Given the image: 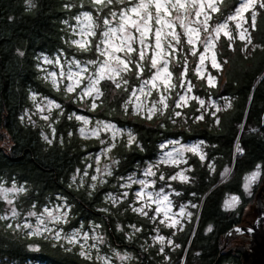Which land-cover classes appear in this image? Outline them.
<instances>
[{
	"label": "trees",
	"instance_id": "trees-1",
	"mask_svg": "<svg viewBox=\"0 0 264 264\" xmlns=\"http://www.w3.org/2000/svg\"><path fill=\"white\" fill-rule=\"evenodd\" d=\"M230 1L222 3L225 10ZM84 7L103 13L108 9L93 0H0V142L6 143L0 144V180L28 185L27 193L17 201L21 210L32 205L40 208L58 193L68 196L72 207L66 229L93 220L100 222L111 244L135 251L137 264H240L231 253L220 252L227 232L242 222L244 209L253 201V194L244 191L246 175L258 166L264 170V7L255 20L252 46L245 48L240 41L232 45L222 37L219 58L224 66L217 84L209 85L205 77L194 72L193 63H189L192 53L180 52L174 57L172 90L182 83V68L187 66L196 98L220 100L218 110L198 116L195 98L188 106L175 108L172 97L171 105L153 118L133 114L127 107L131 88L139 81L134 76L131 83L120 87L104 80L99 97L84 103L64 90L54 89L39 76L41 52L53 54L65 49L82 58L93 56L92 51L73 48L67 42L64 20ZM32 90L50 94L63 103V116L55 124L51 143L38 124L21 117L31 105ZM74 111L113 121L134 132L135 143L122 142L115 147L117 177L156 160L166 141L205 144L204 159L193 155L188 162L189 180L173 183L178 200L201 207L180 230L164 229L173 238L170 245L159 247L151 242L155 230L152 220L128 201L107 202L108 185L92 192L73 186L71 175L94 150L84 149L78 138L79 123L69 117ZM230 195L238 196L240 202L236 208L225 210ZM4 206L0 199V264H104L96 254L82 256L77 247L21 232L4 219ZM118 224H134L140 231L127 243L125 233L117 231Z\"/></svg>",
	"mask_w": 264,
	"mask_h": 264
},
{
	"label": "rangeland",
	"instance_id": "rangeland-1",
	"mask_svg": "<svg viewBox=\"0 0 264 264\" xmlns=\"http://www.w3.org/2000/svg\"><path fill=\"white\" fill-rule=\"evenodd\" d=\"M32 1L33 0H28L29 3ZM132 2L135 3V0H132ZM204 2L207 3V0H204ZM223 2L224 0H215V6L219 9L217 12H212L207 8L205 9L207 15L211 17L206 26L202 24L204 20L203 14L199 18L195 16L197 8L193 7L190 0H188L187 4V13L183 11L177 13L173 10L170 19L174 23V31L179 35L180 42L177 44L171 41L170 37L166 41V44L168 42L172 43L175 49V51H171L165 47V51H171V55L167 57L168 71L172 74L171 80L169 81L170 85H174V73L171 69V65L174 57L180 52H185L186 54L192 53L194 55L189 63H193L194 72L197 73L200 78L205 77L209 85H215L219 82V79L222 77L221 73L224 66L219 58V49L221 48L222 37H226L223 31H221L219 36L216 35L214 29L219 24H228L227 31L231 32L232 39L226 38L232 45L235 44L236 41H240L245 43V48L252 46V35L254 32V28L252 27L253 13L255 14L256 20V17L261 11L260 4L264 3L263 0H257L255 7L250 8L243 14L248 23H243L242 27L239 29L236 27L238 21L228 20L227 18L234 15L236 7L246 2V0H231L227 10L222 7ZM130 6L129 0H123V3L119 2V0H114L111 5H107L108 9L104 13L100 10L96 12L84 7L79 13L75 14V16L65 19V30L68 31L67 42L71 44L73 48L76 46V48L84 50L74 42L81 40L89 41L90 43L87 47V51H92L94 54L93 56L82 58L65 49L56 51L53 54L41 52L38 63L40 71L39 76L45 81L50 82L54 89L64 90L66 93H69L71 97L74 95L73 98L75 100H81L84 103L89 98L93 101L97 99L99 95L95 93L92 96L83 94L89 79L94 78L100 62L104 59L96 49V45L103 39V31L109 26H118V15L114 18L111 16V12L119 14L121 9ZM85 12L92 15V23L84 19L83 14ZM177 15L183 18L185 26L200 29L199 40H196L194 44L188 43V35L185 28L180 26V21L176 19ZM105 18L111 21L110 25H105L103 23ZM154 27L158 26L154 25ZM245 28L248 29V32L245 34L246 39L241 40L239 38V33ZM165 31L169 30L165 29ZM90 32H95V35H89ZM249 39L251 41L250 43ZM205 41L212 42L207 49L205 47ZM147 42L150 45H154V37L151 34ZM133 47L139 49L140 45L134 42ZM152 51V48L146 50V58L144 61H139L138 55L135 52L132 53L131 59L133 63L129 65L131 70L122 73V79L117 78L120 84H123L125 80L127 81L126 84L131 83V76L139 80L138 83H135L131 88L126 103L127 107L132 109L133 114L149 117L150 110H152L151 118H153L157 116V113L164 111L171 105L170 101L172 97L175 99V108L188 106L195 98L197 104L195 111H198V116H203L209 111L215 113L218 110L219 106H221L220 100L216 98L207 99L199 96L196 98L192 81L187 77V66L185 69L182 68V73L184 75L182 83L176 86L174 90H172L173 87H170L166 91L160 81H157V86L155 88H153L151 84L144 85L143 82L145 80H150L152 75L157 71L150 66L149 58L152 55ZM120 55L123 54L121 53ZM201 55L205 57L203 64H201L200 61ZM186 57L190 59L188 55H186ZM213 57H215L216 62L220 65L219 68L213 67ZM91 61H95L96 63H90ZM137 62L141 63L143 66L142 74L140 70L135 67ZM160 67H163V65L161 64ZM84 68H86L87 71L82 72L83 80L79 87H75L74 91H68V86L73 85L75 80V76L72 74L80 72L81 69ZM52 73L55 75H50ZM210 77L212 78L211 82L209 80ZM104 80L98 85L99 91ZM141 87L144 88L143 93L140 91ZM174 91H176V94L173 93ZM181 97H183V99H181ZM162 99L163 103H161ZM50 101L53 103H50ZM201 101H203V104H201ZM57 104L59 107L55 106ZM138 105L139 107H137ZM153 105H155L154 110ZM63 112V103L59 101L58 98L45 92L32 90L31 105L24 109L21 117L23 120L38 124L43 130V136L47 137V141H51L55 137V124L63 116ZM77 116L86 117L89 122L85 124L83 121L76 119ZM69 117L76 119L79 123L77 136L82 141L84 149L89 147H92V149L94 148V150H91L85 156L84 165L75 170L71 175L73 186L75 185L77 188H84L92 192L99 186L108 185L109 191L105 194L107 202L128 201L129 205L138 213H141L139 209L143 208L144 212L147 213L146 216L150 217L155 228L151 242L158 244L159 247L170 245L173 238L170 234L164 232V229H171L173 232L180 230L185 221L191 219L195 214V210L197 208L199 210L201 207L196 204H191L190 202L178 200L177 197L179 194L173 183L185 181H182L179 177L177 179H171V177L183 173L189 180L190 168L188 162L193 155H198L199 157L203 156L204 159L205 144L202 141H183L181 139L166 141L161 144V152L156 160L140 165L138 170L124 177H117L115 175V169L118 163V155L115 151V147L122 142L127 143V145L135 143L136 136L134 132L130 128L118 126L113 121L93 115L90 116L78 111L70 113ZM98 122L101 123L98 124ZM105 124L114 125L115 127L114 129H107L104 127ZM82 128L84 129L83 133L80 131ZM94 129H97L95 133L93 132ZM129 133L134 137L131 144H129ZM0 144L6 145V143L3 142H0ZM193 146H197V151L194 152L190 150ZM237 150L239 149L237 148ZM149 170H151L150 173ZM254 172H258L259 175L253 183L248 184L246 177L251 176ZM168 173L171 174L169 175ZM93 177H95V179H93ZM161 177H163V179H161ZM246 177L244 181L245 194H253L254 198L252 203L244 209L243 220L244 224H253L259 215L257 209L258 193L254 190L258 189L259 191L261 186L264 185V170L261 166H258V168L249 172ZM139 181H144V184H140ZM245 185H248V187L246 188ZM0 188L17 189V191H9L6 194L0 192V199L5 204L3 210L4 219L8 220L21 232L47 237L65 247H77L86 255L96 254L104 264H137L138 258L135 251L128 247H119L111 244L100 222L93 220L89 221L87 225L83 223L75 228L66 229L65 226L68 222V215L72 207L68 196L58 193L49 197L48 202L40 208L32 205L25 210H21V208L17 206V201L22 195L27 193L28 185L2 178L0 180ZM19 189H23V191H19ZM137 192H140L142 195L138 197L136 195ZM149 194H151V199H149ZM165 195L168 196L170 204L168 202L158 204L157 200L162 199ZM233 196L236 195L228 196L225 202L231 200ZM9 200H11L12 203H8ZM157 207L161 208L160 212H156ZM181 209H183V213H181ZM165 210H167V216H165ZM49 212L52 214L51 216L48 215ZM29 213H35V215H29ZM41 220L44 221L43 224L40 223ZM26 224L29 225V227H24ZM37 229H39L38 234H36ZM117 231L125 233L126 240L128 241L127 243H129L133 241L135 235L140 231V228L134 224L128 226L118 224ZM57 233L60 235L59 239H57ZM73 233H77L78 235L74 237V243H69V238L73 236ZM161 237H163V240L160 239ZM140 245L142 246L143 244ZM31 246L37 247L38 245ZM28 264L41 263L29 262Z\"/></svg>",
	"mask_w": 264,
	"mask_h": 264
},
{
	"label": "snow or ice",
	"instance_id": "snow-or-ice-1",
	"mask_svg": "<svg viewBox=\"0 0 264 264\" xmlns=\"http://www.w3.org/2000/svg\"><path fill=\"white\" fill-rule=\"evenodd\" d=\"M114 2V0H93V3L101 6L106 7L107 5H111ZM119 2L123 3V0H119ZM191 4L194 8H197L195 11V16L199 18L202 14L204 15V20L202 21L203 25H207L209 19L211 18L209 15H207L205 9H210L212 12H217L219 9L215 6V0H207V3L204 2V0H190ZM257 3V0H246V2L239 4L235 9V14L229 16L227 19L232 21H238L236 24L237 29L242 27L243 23H248L247 19L244 17V13L247 12L250 8L255 7ZM130 7H125L121 9L119 14L116 12H111V16L116 18L118 15V26L112 27L109 26L105 31L102 32L103 39L100 41L99 44L96 45V49L99 51L100 55L104 57V59L100 62L99 68L97 73L95 74L94 78L89 79V82L87 86L84 89L83 94L87 96H92L94 93L96 95H100V91L98 88V85L100 82L104 79L112 80L116 87H120V83L118 82L117 78L122 79V73L130 71L129 65L133 63L131 59L132 53H136L139 57V61H144L146 58V50L148 48H152V55L149 58L150 59V66L153 69H156L157 71L152 75L150 80H145L143 82L144 85L151 84L153 88L157 86V81H160L164 89L167 91L170 87H174V85H170L169 81L171 80V72L168 71V59L171 55V51H175L173 48L172 43L168 42L166 44V41L168 38H171V41H174L175 43L180 42V37L178 34L174 31V23L170 19L172 16L173 10H175L177 13L183 11L184 13L188 12V0H135V3L132 2V0H129ZM260 7H264V3L260 4ZM84 19L89 21L90 23L93 22V17L90 13L85 12L83 14ZM176 19L180 21V26L185 28V31L188 35V43L194 44L196 40H199V31L200 29L194 28V27H187L184 25L183 18L180 15L176 16ZM199 22V21H198ZM103 23L105 25H110L111 21L107 18L103 20ZM154 25L158 27H154ZM252 27H255V14L253 13L252 18ZM165 29H168L169 31H165ZM228 24L222 23L219 24L215 29V33L217 36L221 33V31L224 32V35L228 37V39H232V34L230 31H227ZM206 30V28H205ZM248 32V29L245 28L243 31L239 33V38L241 40L246 39L245 34ZM138 34V35H137ZM152 35L154 37V45L148 44V37L149 35ZM89 35L94 36L95 32H90ZM138 43L140 45L139 49H136L133 47V43ZM249 39V43H250ZM79 47H81L84 50H87V47L89 45V41H75ZM211 41H205V47H209L211 45ZM103 46V47H102ZM165 47L170 49L171 51H165ZM123 55H120V54ZM23 55V53H21ZM204 55L200 56L201 64L204 62ZM90 63H96L95 61H91ZM213 67L219 68L220 65L216 62L215 57H213ZM163 65V67H160V65ZM135 67L140 70V73L143 72V66L141 63L137 62ZM87 69H81L80 72H77L75 74H72L75 76L74 84L69 85L67 90L68 91H74L75 87H79L81 84L83 77L82 72H86ZM50 75H55L54 73ZM71 78V76H70ZM211 77L209 78L211 82ZM124 83L126 84L127 81L125 80ZM140 91L143 93L144 88L141 87ZM135 94V93H133ZM183 99V97H181ZM50 103H53L50 101ZM161 103H163V99L161 100ZM201 104H203V101H201ZM56 107H59V105H55ZM93 107H95V104H93ZM139 107V105L137 106ZM155 109V105H153V110ZM151 111L149 114V118H151ZM71 118V117H70ZM202 118V117H201ZM76 119L83 121L85 124H87L89 121L86 117L77 116ZM101 122H98V124ZM105 128L107 129H114V125L105 124ZM81 133L84 132V129L82 128ZM97 129H94L93 132L95 133ZM47 139V137H45ZM134 140V137L129 133V144H131ZM49 143L51 141L49 140ZM191 151H197V146H193ZM201 159H203V156H201ZM151 170H149L150 173ZM227 169L225 170V174H227ZM259 173L254 172L251 176L246 177L248 184L253 183ZM180 178L182 181L187 182L188 177L184 176L183 173H179L178 176H173L171 179H177ZM95 179V177H93ZM163 179V177H161ZM140 184H144V181H139ZM247 188L248 185H245ZM9 191H17V189H2L0 188V192L7 193ZM19 191H23V189H19ZM136 195L140 197L142 194L140 192H137ZM6 198V196H5ZM149 199H151V194H149ZM168 202L170 204L169 198L167 195L163 196L162 199H158L157 203H163ZM240 200L239 197L233 196L231 200L226 201L224 204L225 210H231L234 209L238 204ZM8 203H12L11 200L8 201ZM195 206V205H194ZM139 211L147 215L146 212H144L143 208L139 209ZM161 208L157 207L156 212H160ZM181 213H183V209H181ZM29 215H35V213H29ZM49 216L52 214L49 212ZM165 216H167V210H165ZM59 219V218H56ZM41 224L44 223L43 220L40 221ZM176 223V222H174ZM173 226V225H170ZM24 227H29V225H24ZM211 230V229H209ZM236 231H240V229H236ZM39 233V229H37L36 234ZM57 239L60 238L59 233L56 234ZM78 235L77 233H73V236L69 238V243H74V237ZM163 240V237L160 238ZM80 255H84L83 252L80 253Z\"/></svg>",
	"mask_w": 264,
	"mask_h": 264
},
{
	"label": "water",
	"instance_id": "water-1",
	"mask_svg": "<svg viewBox=\"0 0 264 264\" xmlns=\"http://www.w3.org/2000/svg\"><path fill=\"white\" fill-rule=\"evenodd\" d=\"M260 194L261 198L260 202H258L257 207L260 217H258L253 227L236 226L228 233L229 236L232 233H245L252 237L253 252H244V264H264V228H262V230L260 231V226L264 222V185L260 188ZM236 229H240V231L238 232L236 231ZM227 242L224 245L223 249L227 245ZM223 249L220 253H222Z\"/></svg>",
	"mask_w": 264,
	"mask_h": 264
},
{
	"label": "flooded vegetation",
	"instance_id": "flooded-vegetation-1",
	"mask_svg": "<svg viewBox=\"0 0 264 264\" xmlns=\"http://www.w3.org/2000/svg\"><path fill=\"white\" fill-rule=\"evenodd\" d=\"M257 203L260 202V198H261V194H260V190L257 191ZM262 210V209H261ZM258 217H260V215H258ZM257 217V219H258ZM256 219V220H257ZM256 222V221H255ZM255 222L252 224H244V220H242V222L240 224H238L237 226H248V227H253V225L255 224ZM236 226H234L232 229H234ZM262 228H264V222L261 224L260 226V231L262 230ZM232 229H230L229 231H231ZM229 231L227 232L226 236H225V242L223 244L227 245L225 246V248L223 249V253H231L232 256L236 257L239 261L240 264H244V252H253V248H252V237L248 234H240V233H232L229 236ZM233 243V245H232ZM221 249V250H222ZM224 264H234V263H224Z\"/></svg>",
	"mask_w": 264,
	"mask_h": 264
}]
</instances>
